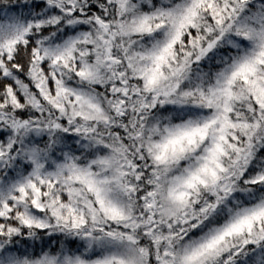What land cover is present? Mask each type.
<instances>
[{
  "label": "snow or ice",
  "instance_id": "6c2138e0",
  "mask_svg": "<svg viewBox=\"0 0 264 264\" xmlns=\"http://www.w3.org/2000/svg\"><path fill=\"white\" fill-rule=\"evenodd\" d=\"M0 264H264V0H0Z\"/></svg>",
  "mask_w": 264,
  "mask_h": 264
}]
</instances>
